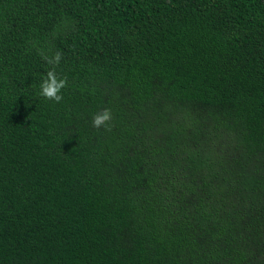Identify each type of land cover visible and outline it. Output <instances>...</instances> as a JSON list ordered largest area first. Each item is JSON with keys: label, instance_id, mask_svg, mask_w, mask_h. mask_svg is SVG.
<instances>
[{"label": "trees", "instance_id": "trees-1", "mask_svg": "<svg viewBox=\"0 0 264 264\" xmlns=\"http://www.w3.org/2000/svg\"><path fill=\"white\" fill-rule=\"evenodd\" d=\"M0 264H264V0H0Z\"/></svg>", "mask_w": 264, "mask_h": 264}, {"label": "clouds", "instance_id": "clouds-1", "mask_svg": "<svg viewBox=\"0 0 264 264\" xmlns=\"http://www.w3.org/2000/svg\"><path fill=\"white\" fill-rule=\"evenodd\" d=\"M42 59L53 67L47 71L45 78L42 80L40 85V95L46 100L55 101L59 103L62 101V90L67 87V78H60L57 76L55 66L59 65L62 54L56 52L52 57L45 55L42 51L40 52ZM113 119L112 112L110 109L105 108L97 112L92 117V126L96 129L104 128L105 130H111V121Z\"/></svg>", "mask_w": 264, "mask_h": 264}, {"label": "bare ground", "instance_id": "bare-ground-1", "mask_svg": "<svg viewBox=\"0 0 264 264\" xmlns=\"http://www.w3.org/2000/svg\"><path fill=\"white\" fill-rule=\"evenodd\" d=\"M67 90V89H66Z\"/></svg>", "mask_w": 264, "mask_h": 264}]
</instances>
